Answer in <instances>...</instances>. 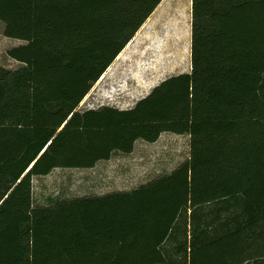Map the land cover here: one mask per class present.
<instances>
[{
  "label": "trees",
  "instance_id": "trees-1",
  "mask_svg": "<svg viewBox=\"0 0 264 264\" xmlns=\"http://www.w3.org/2000/svg\"><path fill=\"white\" fill-rule=\"evenodd\" d=\"M161 1L0 0L26 41L0 65V264H264V0H192L191 73L77 110ZM165 131L191 136L173 172L34 206V176Z\"/></svg>",
  "mask_w": 264,
  "mask_h": 264
},
{
  "label": "rangeland",
  "instance_id": "rangeland-1",
  "mask_svg": "<svg viewBox=\"0 0 264 264\" xmlns=\"http://www.w3.org/2000/svg\"><path fill=\"white\" fill-rule=\"evenodd\" d=\"M192 5V0H162L93 84L77 110L103 106L131 109L164 80L191 73ZM4 32L5 23L0 20V65L19 68L25 63L10 56L9 49L26 41ZM160 136L155 143L138 139L132 152L115 150L111 158L101 159L92 167H56L47 175L34 176V206H52L62 199L117 190L130 191L173 172L190 157L191 136L169 131ZM189 231L188 220V239ZM168 242L166 245L170 246Z\"/></svg>",
  "mask_w": 264,
  "mask_h": 264
},
{
  "label": "crops",
  "instance_id": "crops-1",
  "mask_svg": "<svg viewBox=\"0 0 264 264\" xmlns=\"http://www.w3.org/2000/svg\"><path fill=\"white\" fill-rule=\"evenodd\" d=\"M163 133H165V132H163ZM189 136H190V135H189ZM160 138H161V136H160ZM160 138H159V139H160ZM159 139H158V140H159ZM158 140H157V141H158ZM155 142H156V141H155ZM155 142H154V143H155Z\"/></svg>",
  "mask_w": 264,
  "mask_h": 264
}]
</instances>
